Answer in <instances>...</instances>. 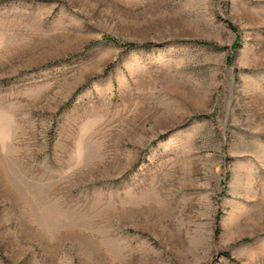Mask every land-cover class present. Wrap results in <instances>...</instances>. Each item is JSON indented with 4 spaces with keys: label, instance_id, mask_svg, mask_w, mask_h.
Masks as SVG:
<instances>
[{
    "label": "rangeland",
    "instance_id": "rangeland-1",
    "mask_svg": "<svg viewBox=\"0 0 264 264\" xmlns=\"http://www.w3.org/2000/svg\"><path fill=\"white\" fill-rule=\"evenodd\" d=\"M0 264H264V0H0Z\"/></svg>",
    "mask_w": 264,
    "mask_h": 264
}]
</instances>
